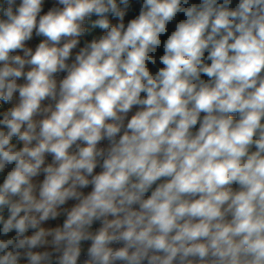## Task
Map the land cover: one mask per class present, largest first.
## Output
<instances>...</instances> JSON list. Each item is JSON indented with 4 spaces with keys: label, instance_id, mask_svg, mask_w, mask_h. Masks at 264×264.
I'll return each mask as SVG.
<instances>
[{
    "label": "clouds",
    "instance_id": "9594fccd",
    "mask_svg": "<svg viewBox=\"0 0 264 264\" xmlns=\"http://www.w3.org/2000/svg\"><path fill=\"white\" fill-rule=\"evenodd\" d=\"M0 264H264V0H0Z\"/></svg>",
    "mask_w": 264,
    "mask_h": 264
}]
</instances>
